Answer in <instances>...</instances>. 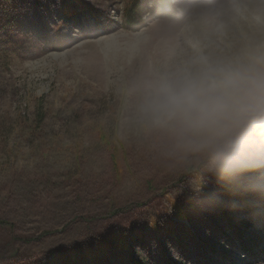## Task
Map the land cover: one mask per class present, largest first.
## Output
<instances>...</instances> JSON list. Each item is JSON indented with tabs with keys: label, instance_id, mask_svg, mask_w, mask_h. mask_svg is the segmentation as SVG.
I'll return each instance as SVG.
<instances>
[{
	"label": "rangeland",
	"instance_id": "obj_1",
	"mask_svg": "<svg viewBox=\"0 0 264 264\" xmlns=\"http://www.w3.org/2000/svg\"><path fill=\"white\" fill-rule=\"evenodd\" d=\"M0 6L9 144L27 100L48 112L41 140L0 146V219L33 239L9 246L0 227V264H264V110L188 123L150 107L165 81L264 53V0ZM100 244L107 255L87 261Z\"/></svg>",
	"mask_w": 264,
	"mask_h": 264
},
{
	"label": "clouds",
	"instance_id": "obj_2",
	"mask_svg": "<svg viewBox=\"0 0 264 264\" xmlns=\"http://www.w3.org/2000/svg\"><path fill=\"white\" fill-rule=\"evenodd\" d=\"M157 120L212 121L231 112L264 110V53L248 66L213 65L162 83L150 102Z\"/></svg>",
	"mask_w": 264,
	"mask_h": 264
},
{
	"label": "trees",
	"instance_id": "obj_3",
	"mask_svg": "<svg viewBox=\"0 0 264 264\" xmlns=\"http://www.w3.org/2000/svg\"><path fill=\"white\" fill-rule=\"evenodd\" d=\"M1 8V6H0ZM135 9L136 6L131 5L130 7H128L125 11V22L127 25H130L132 27H135L137 25V18L134 17L135 16ZM3 10V9H2ZM4 13V10L3 12ZM164 14V13H163ZM6 18V17H5ZM9 21V16H7L6 19H4L1 15H0V28L2 30L7 29L6 27L4 28V25L6 24V22ZM29 102V103H28ZM26 105H24L26 108L24 109L25 112H21L20 109L17 110L18 111V122L17 124V130H19V132L17 133L16 129L14 128L15 132L13 135V140H11L10 144L8 142V136L10 135V130H6L5 131V127L6 124L5 123H1L0 124V146H7L10 148L11 147H19L20 144L23 148H26L25 146H30L33 145L34 143H36V141L41 140L43 137L41 135H44L46 129V122L48 120V112L46 110V105L44 103V100L36 98L35 100H27L26 101ZM259 113H263V110L260 111ZM262 116V114H260V117ZM15 124V126H16ZM236 125V124H235ZM13 129V128H12ZM20 133V136H18V134ZM17 135V136H16ZM16 136V137H15ZM21 138L23 140H21ZM115 156V155H114ZM197 159V158H195ZM113 161L116 164V158H113ZM199 163V164H198ZM196 163L199 167V169L204 168L202 167L204 164H202V166L200 165L201 163L198 162ZM118 166V165H117ZM193 166H196L195 163H193ZM152 190H154L155 187H151ZM173 206L178 214V218L184 220L185 216H186V211L184 209H182L181 207H179L177 205V202H172ZM117 213H120L119 210L114 211V214L117 215ZM0 227L1 229L3 228L7 234H8V244L9 246H11L12 242H16V241H21V242H26L27 243H32L33 239H27V238H21V237H13V232L11 231L10 227L6 225V222L0 219ZM91 231V232H90ZM90 234L86 235V239H88V237L93 238V236L91 234L93 233V230L90 229L89 230ZM97 248V251L95 252H86L83 256L86 257L87 261L89 262H94V260H96L97 258L100 257H105L107 255V250L105 248V245L100 244ZM76 261L74 259V257H65V261L64 259L60 260V261H54L55 264H69L70 262H74Z\"/></svg>",
	"mask_w": 264,
	"mask_h": 264
}]
</instances>
